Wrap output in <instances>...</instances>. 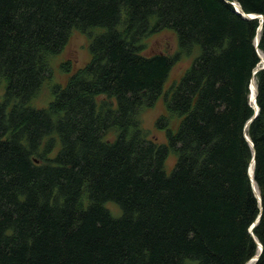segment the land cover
<instances>
[{
    "label": "trees",
    "instance_id": "trees-1",
    "mask_svg": "<svg viewBox=\"0 0 264 264\" xmlns=\"http://www.w3.org/2000/svg\"><path fill=\"white\" fill-rule=\"evenodd\" d=\"M230 2L263 16L257 45L260 20ZM73 29L90 57L61 63L66 82L35 108ZM163 29L176 51L144 55ZM258 52L264 0H0V264H245L256 240L264 264V67L245 127ZM161 95L158 143L140 117Z\"/></svg>",
    "mask_w": 264,
    "mask_h": 264
},
{
    "label": "rangeland",
    "instance_id": "rangeland-1",
    "mask_svg": "<svg viewBox=\"0 0 264 264\" xmlns=\"http://www.w3.org/2000/svg\"><path fill=\"white\" fill-rule=\"evenodd\" d=\"M102 29L93 28L90 31L91 35H95ZM89 37L87 34L80 32L79 30L73 29L70 33V38L64 48L60 53L56 54L50 62V67L52 70V75L46 79L35 97L31 100V105L38 109H43L48 106L49 101L52 99L50 93L51 89L56 84H64L70 73L65 72L61 68V63L69 62L71 66V71L83 66L89 59L88 52ZM144 50L142 53L144 55H152L156 53L163 54H173L177 49V39L175 32L170 29H163L155 32L143 40ZM264 59V54H263ZM192 57H186L179 60L170 70L167 80L164 84L163 89H168L171 83L178 81L184 70L190 65ZM263 65V61H260V65ZM3 91V84L0 83V95ZM160 115L169 116L163 104L162 95L156 100L152 107L143 109L141 112V125L147 130L148 136L158 142H165L164 130L160 129L156 125V120ZM170 127L175 129L178 124V118L170 117ZM175 163V156L170 154L165 161V172L169 173ZM107 207L113 209L116 207L115 204L109 202ZM117 208V207H116ZM114 209L118 213V208ZM113 212V211H112ZM114 213V212H113ZM114 215H118L114 213Z\"/></svg>",
    "mask_w": 264,
    "mask_h": 264
},
{
    "label": "water",
    "instance_id": "water-1",
    "mask_svg": "<svg viewBox=\"0 0 264 264\" xmlns=\"http://www.w3.org/2000/svg\"><path fill=\"white\" fill-rule=\"evenodd\" d=\"M230 3L233 5L235 12L238 13V14H240L242 17H246V18H250V19H259V20H260V21H259V25H258L257 30H256V36H255V39H254L255 45H257V44H258V40H259V38H258V33H259L260 29H261V25H262V21H263V16H262L261 14H247V13L241 12V11H240V7H239L238 4L236 5L235 2H230ZM237 7H238V8H237ZM258 54H259V52H258ZM259 56H260L261 61H263V65H262V66H259V65H258V66L253 70V72H252V76H251V79H250V81H249V102H250V98L252 97V90H251V88H250V83H251V81H252L253 75L256 73L257 70H259V69H261V68L264 67V59L262 58V56H261L260 54H259ZM256 93H257V89L255 88V94H254V96H253V103H254V104L252 105V107H253V109H254V113H253L252 117L246 122L245 127L248 125V123H249L252 119H254V118L256 117V115L258 114V111H259V107H258V105H257V103H256ZM245 137H246V139L250 142V144L252 145V142H251V140L248 138V136L245 135ZM253 163H254V157H252L251 162H250V164H249V167H248V174H249V176H250V180H251V183H252V187H253V190H254V192H255V182H254V179H253V176H252V174H253ZM255 194H256L257 199H258L259 202H260L261 198H260L259 193H256V192H255ZM260 214H261V208H260L259 213H258V215L256 216L255 220L252 222V224H251L250 227H249V232H250L252 235H253L252 230H253L254 226L256 225V223L258 222V220H259V218H260ZM256 243H257V248H258V249H257V253H256L254 256H252V257H251V258H250L245 264H253L254 261H256V260L259 258L260 253H261V251H262V245H261V243H260L259 241H257V240H256Z\"/></svg>",
    "mask_w": 264,
    "mask_h": 264
},
{
    "label": "bare ground",
    "instance_id": "bare-ground-1",
    "mask_svg": "<svg viewBox=\"0 0 264 264\" xmlns=\"http://www.w3.org/2000/svg\"><path fill=\"white\" fill-rule=\"evenodd\" d=\"M236 5H237V3H235ZM238 8V7H237ZM259 54L262 56V58H263V53H261V52H259ZM250 88H251V90H252V97L250 98V103H251V105H253L254 103H253V96H254V94H255V88H256V84H255V78H254V76H253V78H252V81H251V83H250ZM255 192L256 193H258V190H257V187H256V185H255Z\"/></svg>",
    "mask_w": 264,
    "mask_h": 264
}]
</instances>
